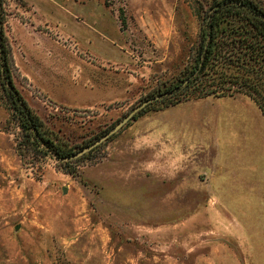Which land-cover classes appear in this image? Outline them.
I'll return each instance as SVG.
<instances>
[{
    "label": "rangeland",
    "instance_id": "obj_1",
    "mask_svg": "<svg viewBox=\"0 0 264 264\" xmlns=\"http://www.w3.org/2000/svg\"><path fill=\"white\" fill-rule=\"evenodd\" d=\"M212 1L0 0V264H264L258 105L178 91ZM6 72L73 152L165 95L60 161L26 136Z\"/></svg>",
    "mask_w": 264,
    "mask_h": 264
},
{
    "label": "trees",
    "instance_id": "obj_2",
    "mask_svg": "<svg viewBox=\"0 0 264 264\" xmlns=\"http://www.w3.org/2000/svg\"><path fill=\"white\" fill-rule=\"evenodd\" d=\"M200 35L187 81L178 90L181 99L239 92L253 99L264 117V9L256 0H213L202 17ZM3 83L27 137L56 157L75 153L40 133L41 120L14 89L8 72Z\"/></svg>",
    "mask_w": 264,
    "mask_h": 264
},
{
    "label": "water",
    "instance_id": "obj_3",
    "mask_svg": "<svg viewBox=\"0 0 264 264\" xmlns=\"http://www.w3.org/2000/svg\"><path fill=\"white\" fill-rule=\"evenodd\" d=\"M167 93H170V92H167ZM164 94H161V95H157V96H154L150 99H147L145 100L142 104H140L139 106H137L134 110H132L129 114H127L125 117H123L120 121H118L113 127H111L108 131H106L104 134H102L100 137H98L96 140H94L93 142H91L90 144L86 145L84 148H82L81 150L73 153L72 155H69V156H66V157H62V158H59V157H56V159L60 160V161H65V160H69V159H73L75 157H78L80 155H82L83 153L91 150L92 148L98 146L99 144H101L102 142H104L106 139H108L110 136H112L114 133H116L117 131H119L124 125L127 124V122L129 120H131L133 118V116L140 111V109L158 99L159 97L161 96H164Z\"/></svg>",
    "mask_w": 264,
    "mask_h": 264
},
{
    "label": "crops",
    "instance_id": "obj_4",
    "mask_svg": "<svg viewBox=\"0 0 264 264\" xmlns=\"http://www.w3.org/2000/svg\"><path fill=\"white\" fill-rule=\"evenodd\" d=\"M241 96H243V95H238V96H235V97H233L234 99H240L241 98ZM243 97H245V96H243ZM242 99V98H241ZM249 99V98H248ZM249 100H251V99H249ZM252 101V100H251ZM253 102V101H252ZM254 103V102H253ZM255 104V103H254ZM255 106H256V104H255ZM256 109H258L257 111L258 112H255V113H259V115L261 116V117H263V115L261 114V111L259 110V108L256 106ZM263 119H264V117H263ZM263 127H264V125H263Z\"/></svg>",
    "mask_w": 264,
    "mask_h": 264
}]
</instances>
